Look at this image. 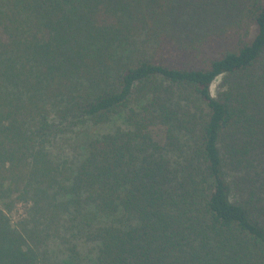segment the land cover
Returning <instances> with one entry per match:
<instances>
[{
	"label": "trees",
	"instance_id": "1",
	"mask_svg": "<svg viewBox=\"0 0 264 264\" xmlns=\"http://www.w3.org/2000/svg\"><path fill=\"white\" fill-rule=\"evenodd\" d=\"M0 201V264H264V0H0Z\"/></svg>",
	"mask_w": 264,
	"mask_h": 264
},
{
	"label": "rangeland",
	"instance_id": "2",
	"mask_svg": "<svg viewBox=\"0 0 264 264\" xmlns=\"http://www.w3.org/2000/svg\"><path fill=\"white\" fill-rule=\"evenodd\" d=\"M219 83V78L214 81L211 86V92L214 93L217 84ZM93 130L97 131L99 129L93 128ZM153 134L157 139H161L164 134L163 127H153ZM0 208H3V202L0 201ZM3 212L10 218L11 222L17 224L21 220H26L29 212V205L24 202H20L15 200L14 198H10L5 205V209Z\"/></svg>",
	"mask_w": 264,
	"mask_h": 264
}]
</instances>
